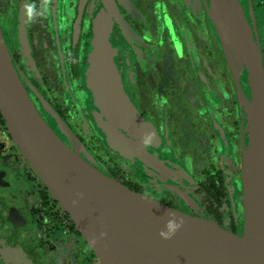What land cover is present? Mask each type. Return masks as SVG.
<instances>
[{
    "label": "flooded vegetation",
    "instance_id": "obj_1",
    "mask_svg": "<svg viewBox=\"0 0 264 264\" xmlns=\"http://www.w3.org/2000/svg\"><path fill=\"white\" fill-rule=\"evenodd\" d=\"M237 1L264 71V0ZM208 6V0H0V31L31 102L63 144L129 190L240 236L247 137L239 88L247 96L248 85L245 72L238 76V65H230ZM102 35L141 120L138 129L116 128L128 149L102 130L116 119L96 105L88 83L95 37ZM0 264H99L1 116Z\"/></svg>",
    "mask_w": 264,
    "mask_h": 264
},
{
    "label": "water",
    "instance_id": "obj_2",
    "mask_svg": "<svg viewBox=\"0 0 264 264\" xmlns=\"http://www.w3.org/2000/svg\"><path fill=\"white\" fill-rule=\"evenodd\" d=\"M208 3V17L230 65L236 63L249 79L250 99L239 88V107L247 120L243 132L247 144L241 160L240 236L212 221L181 213L129 190L102 175L63 144L31 102L0 31V116L7 133L68 214L99 264H264L261 55L237 0H208ZM109 49L103 35L95 37L88 83L96 105L116 119L114 125L102 124V130L109 141L128 149L129 144L116 128L124 125L138 129L134 124L141 120L122 90Z\"/></svg>",
    "mask_w": 264,
    "mask_h": 264
},
{
    "label": "rangeland",
    "instance_id": "obj_3",
    "mask_svg": "<svg viewBox=\"0 0 264 264\" xmlns=\"http://www.w3.org/2000/svg\"><path fill=\"white\" fill-rule=\"evenodd\" d=\"M222 86H223V88L225 89V90H228V83H227V77L223 74L222 75ZM230 83V82H229ZM195 91H197V90H195ZM246 92H247V96H245V98L246 99H250V91L248 90V89H246ZM175 94L176 95H179L178 94V92H177V90L175 91ZM205 99V100H204ZM206 99H208V96H207V91H205V95H204V97H202L201 96V101H202V104H203V107L205 106H207L206 105ZM212 107V106H211ZM214 107V106H213ZM206 109V108H205ZM203 114H205L204 112H202ZM197 114H198V112H197ZM239 118H240V122H241V127H242V130H243V132L246 130V128H247V120H246V116H245V113H244V111H241V109H240V112H239Z\"/></svg>",
    "mask_w": 264,
    "mask_h": 264
},
{
    "label": "bare ground",
    "instance_id": "obj_4",
    "mask_svg": "<svg viewBox=\"0 0 264 264\" xmlns=\"http://www.w3.org/2000/svg\"><path fill=\"white\" fill-rule=\"evenodd\" d=\"M234 65H236V63H234ZM238 68H239V67H238ZM239 69H240V68H239ZM237 71H238V70H237ZM245 74H246V79H247V80H245V81H246V83H247V81H249V79H248V76H247V73H246V72H245ZM237 75L240 76V75H241V72L238 71ZM248 107H249V106H248ZM248 107L246 106L247 109H249Z\"/></svg>",
    "mask_w": 264,
    "mask_h": 264
},
{
    "label": "clouds",
    "instance_id": "obj_5",
    "mask_svg": "<svg viewBox=\"0 0 264 264\" xmlns=\"http://www.w3.org/2000/svg\"><path fill=\"white\" fill-rule=\"evenodd\" d=\"M180 225H176V227L178 228ZM161 236H164V233H160ZM164 238H170V236H166Z\"/></svg>",
    "mask_w": 264,
    "mask_h": 264
}]
</instances>
